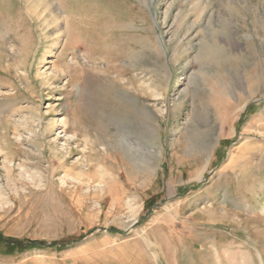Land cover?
Segmentation results:
<instances>
[{
	"label": "rangeland",
	"instance_id": "1",
	"mask_svg": "<svg viewBox=\"0 0 264 264\" xmlns=\"http://www.w3.org/2000/svg\"><path fill=\"white\" fill-rule=\"evenodd\" d=\"M0 234L76 240L0 264H264V0H0Z\"/></svg>",
	"mask_w": 264,
	"mask_h": 264
},
{
	"label": "trees",
	"instance_id": "2",
	"mask_svg": "<svg viewBox=\"0 0 264 264\" xmlns=\"http://www.w3.org/2000/svg\"><path fill=\"white\" fill-rule=\"evenodd\" d=\"M254 105H249L248 106V113L251 114V108ZM231 141L228 140H222V142L219 144V148L216 151V157L220 156L222 154L223 148L225 147V145H228ZM109 232L111 233H118V231L116 229L110 228L108 229ZM76 240L74 238H67L64 240H60V241H52V242H46V241H42V240H28V239H15V238H5L0 234V244H4L6 246L7 253H13L17 250H21V249H30V248H37V249H45V248H55V247H59V248H64L67 245H70L72 243H75Z\"/></svg>",
	"mask_w": 264,
	"mask_h": 264
},
{
	"label": "bare ground",
	"instance_id": "3",
	"mask_svg": "<svg viewBox=\"0 0 264 264\" xmlns=\"http://www.w3.org/2000/svg\"><path fill=\"white\" fill-rule=\"evenodd\" d=\"M63 131H64V130H63ZM63 136H65V133L63 134ZM72 138H73V137H72ZM72 138H71V139H72ZM71 139H69V140H71ZM69 140H68V141H69ZM87 143H88V142H87ZM87 143H86V145H87ZM82 144H83V143H82ZM69 145H70V144H69ZM88 148H89V147H88ZM68 151H69V150H68ZM87 151H88V150H87ZM66 153H67V152H66ZM5 159H6V158H5ZM87 159H88V158H87ZM89 159H90V158H89ZM86 162H87V161H86ZM89 162H90V160H89ZM82 175H83V174H82ZM104 176H105V175H104ZM99 179H100V178H99ZM96 180H97V179H96ZM100 181H101V180H100ZM101 184H102V183H101Z\"/></svg>",
	"mask_w": 264,
	"mask_h": 264
}]
</instances>
